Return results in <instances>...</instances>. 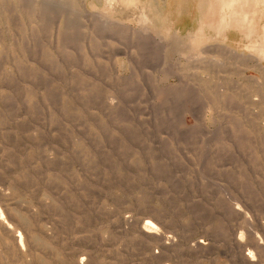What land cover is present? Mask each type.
<instances>
[{
	"label": "rangeland",
	"instance_id": "374dc122",
	"mask_svg": "<svg viewBox=\"0 0 264 264\" xmlns=\"http://www.w3.org/2000/svg\"><path fill=\"white\" fill-rule=\"evenodd\" d=\"M257 2L0 0V264H264Z\"/></svg>",
	"mask_w": 264,
	"mask_h": 264
},
{
	"label": "bare ground",
	"instance_id": "6f19581e",
	"mask_svg": "<svg viewBox=\"0 0 264 264\" xmlns=\"http://www.w3.org/2000/svg\"><path fill=\"white\" fill-rule=\"evenodd\" d=\"M59 1V0H58ZM125 2H130L131 0H122ZM258 0H203V2L206 3L205 6V11L203 12L204 18L207 22L209 23H215L218 28L221 27L223 25V27L225 26L226 23H231L235 25H238L240 28L243 27V30L246 33V28H248L250 31L252 30L251 28L253 27V24L255 23V18L257 15V2ZM108 2V0H107ZM204 4V3H203ZM205 5V4H204ZM124 7V6H123ZM156 7V6H155ZM126 9V6H125ZM144 9V8H143ZM142 14V13H141ZM143 15V14H142ZM104 17V16H103ZM113 17V16H112ZM101 19V18H100ZM106 19V18H105ZM108 19V17H107ZM105 21V20H104ZM109 21V20H108ZM212 24V25H213ZM255 25V24H254ZM204 26V25H203ZM152 27V26H151ZM228 27V24H227ZM146 27H144L143 29L147 31V29H145ZM201 30L202 28L199 27ZM238 28V29H240ZM241 30V32H242ZM200 31V30H198ZM262 31V30H261ZM260 31V32H261ZM146 33V32H145ZM203 33V32H202ZM240 33V32H239ZM249 33V32H248ZM199 34V33H198ZM197 35V34H196ZM172 36V35H171ZM170 36V37H171ZM201 36V34H200ZM218 36V34H217ZM248 36V35H247ZM246 36V37H247ZM176 37V36H175ZM189 37V36H188ZM191 39H193V36ZM197 37V36H195ZM203 38V36H202ZM174 39V38H173ZM179 39V38H178ZM200 39V38H199ZM194 40V39H193ZM201 40V39H200ZM246 40V39H245ZM261 40V39H260ZM264 40V39H263ZM191 41V40H190ZM196 41V40H195ZM215 41V40H214ZM200 42V41H199ZM184 43V42H183ZM187 43V42H186ZM192 43V42H191ZM194 41L192 43L193 46ZM249 44V43H248ZM247 44V45H248ZM256 44V43H255ZM189 45V44H188ZM250 45V44H249ZM254 44H251V46ZM191 48V45H189ZM196 46V45H194ZM193 46V47H194ZM246 46V45H245ZM257 48H256V47ZM254 49L256 48L259 53L254 50L255 52H257L259 55L258 57L260 58V56L264 57V43L260 44L259 46L255 45ZM197 47V46H196ZM192 48V49H196L197 48ZM201 47V46H200ZM247 48V46H246ZM250 49L252 47H249ZM188 49V46H187ZM191 50V49H190ZM250 52V51H249ZM252 54V53H251ZM255 55V54H254ZM257 57V56H256ZM261 61V60H260ZM8 225V224H7ZM9 226V225H8ZM10 228V227H9ZM150 229V228H149ZM144 231H146V233L148 232V230L144 229ZM144 233V232H143ZM145 235V234H144ZM149 238V237H148ZM14 239H16V241H18V245L23 243V238L20 235L16 234L14 235ZM22 246V245H21ZM23 247V246H22ZM21 247V248H22Z\"/></svg>",
	"mask_w": 264,
	"mask_h": 264
}]
</instances>
